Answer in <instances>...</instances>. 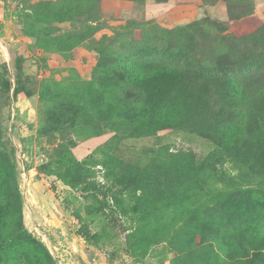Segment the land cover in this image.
I'll return each mask as SVG.
<instances>
[{"label":"rangeland","instance_id":"rangeland-1","mask_svg":"<svg viewBox=\"0 0 264 264\" xmlns=\"http://www.w3.org/2000/svg\"><path fill=\"white\" fill-rule=\"evenodd\" d=\"M43 1L47 0H0V64L8 66L14 87L15 60L23 58L25 78L31 81L30 90L35 93L32 97L22 93L16 100L12 97L0 110V139L14 152L12 161L23 226L31 239L47 248L54 264H264V251L248 245L238 251L244 254L234 256L228 252V246L221 244V237L218 240L198 238L191 244L186 238L183 227L186 221L195 218L196 215H192L204 207L203 203L210 205L207 197L218 188L225 185L235 188L231 179L241 173V168L237 169L233 163L227 162L223 167L216 164L220 178L225 176L227 183L219 178L217 182L214 177L208 178L202 190L189 191L190 199L183 200L187 196L182 193L184 188L179 184V176L173 172L176 156H188L198 165L216 149V144L194 122L147 136L134 133L128 125H116L114 122L124 120V116L107 114L103 102L98 118L92 116L87 107L85 114L89 118L91 115V124L80 125L77 134L80 137L67 132L64 142L69 144V154L79 161L93 156L94 163L90 167L95 171L97 188L89 192L71 189L47 172L46 162L55 157L54 143H58L62 134H56L57 139L49 143L47 137L37 133L46 123L38 93L42 83L45 80L59 83L93 80L99 61L105 59L99 55L104 44H108L112 54L138 53L143 47L138 44L143 39V30L155 27L174 30L208 13L212 15L210 20L227 28L222 34L248 35L264 25V0H249L244 4L219 0L215 5H205L203 0H141L140 5L131 1L92 0L97 5L93 22L97 31L67 55L55 45H38L39 33L34 27L22 29L23 16ZM81 23L56 25L58 31L53 36L76 33L85 26V22ZM193 33L198 45L193 60L196 63L208 60L207 56L201 57L206 42L203 31L193 30ZM153 35L156 36V30ZM149 40L154 41L153 36ZM154 46L177 52L179 42L171 38L164 45L158 39ZM169 64L176 63L170 61ZM177 64L182 65L178 60ZM218 84L222 85L221 81ZM220 85L210 86L208 117L219 110ZM71 140L77 141L76 147H70ZM104 162H108V167ZM130 167L139 168L151 180L149 195H153L155 203L151 213H145L139 207L141 200L130 193L114 194L115 190H121L119 178L127 174ZM247 170L252 173L251 181L241 180L238 186L240 183V187H248L253 180L256 186L264 188V164ZM108 171L110 177H105ZM140 194L141 191L138 196ZM83 225L88 226L91 241L78 232Z\"/></svg>","mask_w":264,"mask_h":264},{"label":"trees","instance_id":"trees-1","mask_svg":"<svg viewBox=\"0 0 264 264\" xmlns=\"http://www.w3.org/2000/svg\"><path fill=\"white\" fill-rule=\"evenodd\" d=\"M121 1L140 5L141 0ZM203 1L205 5H215L219 0ZM224 1L244 4L249 0ZM31 8L32 12L23 16L22 29L34 27L39 33L38 45H55L65 55L97 31L93 25L97 5L92 0H47ZM210 16L208 13L192 24L174 30L156 27L143 30V39L138 42L143 47L138 53L121 51L112 54L108 44H104L99 55L105 59L99 61L97 75L91 81L59 83L45 80L38 93L44 105L46 123L37 133L47 137L49 143L57 139L56 134H62L58 143H54L55 157L46 162L47 172L71 189L89 192L97 188L96 174L90 167L94 163L93 156L79 161L69 154V144L64 142L67 132L76 136L81 124L86 127L91 124V115L89 118L85 114L87 107L92 116L98 118L103 102L107 114L124 116V120L114 122L116 125H128L134 133L147 136L194 122L216 144V149L198 165L188 156H176L173 172L179 176V184L184 188L182 193L187 196L183 200L190 199L189 191L202 190L208 178L214 177L215 182L219 178L227 183L225 176L220 178L218 165L223 167L227 162L233 163L237 169L241 168V173L231 179L235 188L228 185L218 188L207 197L210 205L203 203L204 207L192 215H196L195 218L186 221L183 226L186 238L191 244L198 238L218 240L221 237V244L228 246V252L236 256L244 254L238 251L245 245L264 251V188L256 186L253 180L248 187H240L237 183L241 180L249 183L252 173L247 169L254 170L259 163L264 164V25L251 34L231 37L222 34L227 28L210 20ZM67 22H85V26L76 33L53 36L58 31L56 25ZM155 30L156 36L153 35ZM193 30L203 31L206 42L201 57L207 56L209 61L203 59L196 63L193 60L198 52ZM171 38L179 42L177 52L154 46L158 39L166 45ZM157 57L159 60H153ZM177 60L182 65L177 64ZM23 61V58L15 60L14 87L8 66L0 64V110L12 97L16 100L22 93L28 97L35 95L30 90L31 81L25 78ZM170 61L176 64H169ZM220 81L222 85L218 84ZM211 84L220 85V106L208 117ZM69 143L71 148L78 144L75 140ZM13 153L8 150L7 142L0 139V264L25 261L27 264H54L47 248L31 239L24 229ZM54 165L57 168L54 169ZM103 165L108 167V162ZM129 170L119 178L121 190H115L114 194L128 192L141 200L139 207L145 213L153 212L155 203L153 195H149L151 180L139 168L130 167ZM110 171L105 177H110ZM78 232L91 241L88 226H81ZM259 259H263L261 254Z\"/></svg>","mask_w":264,"mask_h":264}]
</instances>
